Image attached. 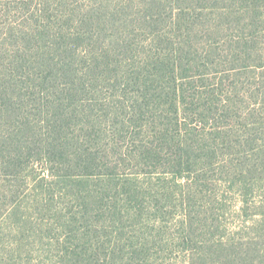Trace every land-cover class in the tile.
<instances>
[{
	"label": "trees",
	"instance_id": "1",
	"mask_svg": "<svg viewBox=\"0 0 264 264\" xmlns=\"http://www.w3.org/2000/svg\"><path fill=\"white\" fill-rule=\"evenodd\" d=\"M77 10L44 0L0 41L1 178L19 181L41 164L52 184L79 189L102 176L104 197L113 185L138 202L141 187L116 178L141 169L159 174L150 196L184 204L205 193L220 150L223 163L254 152L246 158L262 163L247 174L264 173V0H99ZM183 217L188 264H264L263 225L256 241L212 244L201 238L211 217L199 226ZM89 245L68 251L74 264L99 259Z\"/></svg>",
	"mask_w": 264,
	"mask_h": 264
},
{
	"label": "rangeland",
	"instance_id": "2",
	"mask_svg": "<svg viewBox=\"0 0 264 264\" xmlns=\"http://www.w3.org/2000/svg\"><path fill=\"white\" fill-rule=\"evenodd\" d=\"M43 1L0 0V41L8 27L26 23ZM53 1H69L80 10L99 0ZM221 152L211 180L200 188L205 193L184 204L180 196H150L159 174L141 169L122 167L116 178L118 185L141 187L138 202L114 194L113 185L104 197L107 182L102 176H92L79 189L52 184L41 164L24 170L19 181L0 177V264H74L68 251L79 252L89 244L99 257L94 264H188L179 223L189 212L196 226L202 218L214 220L213 229H203L201 236L212 244L256 241L257 228L264 226V173L261 167L252 175L247 172L262 162L246 158L254 153L249 151L223 163L226 153ZM245 184L251 186L248 191ZM117 247L121 252L113 259Z\"/></svg>",
	"mask_w": 264,
	"mask_h": 264
}]
</instances>
